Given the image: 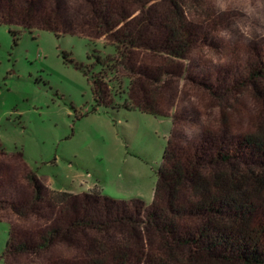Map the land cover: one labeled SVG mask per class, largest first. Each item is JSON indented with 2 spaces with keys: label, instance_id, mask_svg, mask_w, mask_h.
Listing matches in <instances>:
<instances>
[{
  "label": "rangeland",
  "instance_id": "1",
  "mask_svg": "<svg viewBox=\"0 0 264 264\" xmlns=\"http://www.w3.org/2000/svg\"><path fill=\"white\" fill-rule=\"evenodd\" d=\"M47 1L61 5L73 33L0 24V264L80 261L94 243L127 248L142 264L172 255L224 264L178 249L145 212L169 140L198 150L205 172L248 168L251 152L230 145L264 110V0ZM108 10L111 28L103 24ZM176 20L192 37L182 59L160 45L164 26ZM120 34L143 39L125 49ZM143 88L164 115L139 108ZM216 146L228 160L217 158ZM62 193L139 199L145 207L119 205L133 221L108 223L103 201L63 212L52 200ZM71 220L87 226L68 241L49 236ZM187 220L182 237L201 219Z\"/></svg>",
  "mask_w": 264,
  "mask_h": 264
},
{
  "label": "trees",
  "instance_id": "2",
  "mask_svg": "<svg viewBox=\"0 0 264 264\" xmlns=\"http://www.w3.org/2000/svg\"><path fill=\"white\" fill-rule=\"evenodd\" d=\"M103 14L105 16L103 24L111 28L110 20L113 19V13L108 10ZM65 20L67 19L59 3L51 5L47 0H0V24H19L26 29L55 33L61 26L67 33H73L69 25H63ZM176 21H169V25L164 26L166 31L163 33L160 45L161 50L168 55L182 59L192 48V37L190 33L184 31L181 22ZM132 37L133 35L120 34L116 39L125 49L128 45L139 46L142 36L138 37L139 39ZM144 45L153 48L152 43H144ZM261 65L264 67V61ZM262 69L260 67L256 75L262 74ZM142 91L145 99L140 103L139 108L156 116L164 115L154 106L151 95H148L150 94L148 89L143 88ZM253 124L252 131L245 133L241 139L230 145L234 146V150L246 148L251 152L253 159L247 163L248 168L245 170L234 168L205 172L206 170L199 164L198 150L184 152L169 140L154 192V200L150 211H146L145 214L146 219L173 240L178 249L187 246L193 249V253L197 256L206 254L224 264H234L231 261L233 259L241 264H264V110L255 115ZM172 137L173 132L170 139ZM220 143L225 146L226 142ZM216 147L217 158L228 160L229 155H225L224 150L219 146ZM33 181L36 193L39 194L43 187L37 179ZM57 197L52 200L64 207L63 212H69L67 210L70 209L77 210L82 202L103 201L105 203L103 210L108 216V223L113 220L114 222L133 221L132 218L118 212L116 207L119 205L145 207L144 202L139 199L129 202L115 201L101 196L100 193L82 196L62 193ZM188 218L201 220L195 224L192 232L189 229L184 231L182 237L180 233L184 230L183 226L189 222ZM98 225L104 227V223ZM86 226L85 220H71L65 232L61 229L52 230L49 236L62 234L60 238L64 237L68 241L71 238V231L79 232ZM175 258L172 255L170 260L150 259L147 264H186L185 262L201 264V259L195 256H188L186 260ZM145 262L147 261L131 253L127 248L120 246L108 248L94 243L83 260L58 261L52 264H142Z\"/></svg>",
  "mask_w": 264,
  "mask_h": 264
}]
</instances>
